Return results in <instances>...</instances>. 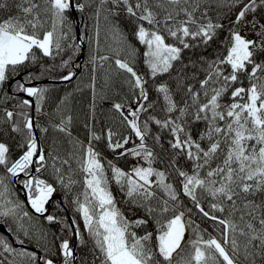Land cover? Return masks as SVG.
Instances as JSON below:
<instances>
[{
	"label": "snow or ice",
	"instance_id": "6c2138e0",
	"mask_svg": "<svg viewBox=\"0 0 264 264\" xmlns=\"http://www.w3.org/2000/svg\"><path fill=\"white\" fill-rule=\"evenodd\" d=\"M0 103V264H264V0H0Z\"/></svg>",
	"mask_w": 264,
	"mask_h": 264
},
{
	"label": "trees",
	"instance_id": "16d2710c",
	"mask_svg": "<svg viewBox=\"0 0 264 264\" xmlns=\"http://www.w3.org/2000/svg\"><path fill=\"white\" fill-rule=\"evenodd\" d=\"M74 20L75 22L77 21L76 24V31H77V26L79 29V32L83 29L84 25L80 22L81 18L79 13L77 12L74 15ZM89 23H91V21H89ZM101 43L105 44V41L103 40V36L101 39ZM88 51H89V45L88 43L85 41L82 43V52L80 54H78V60L82 63L84 58L87 57L88 55ZM103 54V53H100ZM108 70V66L105 65V67L100 68L98 67L97 69V77H98V87H100L102 85V77L104 75V73ZM81 73L80 71L77 72V76H80ZM82 79L84 80L85 83H87V73L84 74V76L82 77ZM117 80H119V77H116ZM43 82L49 83L51 86H53L54 88H57L59 90V94H62L63 91L65 89H70L72 87L73 84H75V79H71L70 81H60L58 79H48L45 78ZM53 95H56V93H53ZM83 96V100H81V94H77L76 95V99L77 100H81L82 103L86 102L87 98L90 97V90H84L82 93ZM34 99V98H33ZM5 105L3 103H0V109H2ZM81 118H83V112L81 110ZM115 194L119 197L120 193L119 191H116ZM21 198H24V194L21 193ZM49 210L51 211V207H49ZM39 219V217H37ZM53 227H55V225H52ZM7 228V226H6Z\"/></svg>",
	"mask_w": 264,
	"mask_h": 264
},
{
	"label": "water",
	"instance_id": "95a60500",
	"mask_svg": "<svg viewBox=\"0 0 264 264\" xmlns=\"http://www.w3.org/2000/svg\"><path fill=\"white\" fill-rule=\"evenodd\" d=\"M0 232H7L4 225H0Z\"/></svg>",
	"mask_w": 264,
	"mask_h": 264
},
{
	"label": "rangeland",
	"instance_id": "374dc122",
	"mask_svg": "<svg viewBox=\"0 0 264 264\" xmlns=\"http://www.w3.org/2000/svg\"><path fill=\"white\" fill-rule=\"evenodd\" d=\"M248 35L251 36V35H253V33L249 32ZM37 219H38V218H37Z\"/></svg>",
	"mask_w": 264,
	"mask_h": 264
}]
</instances>
